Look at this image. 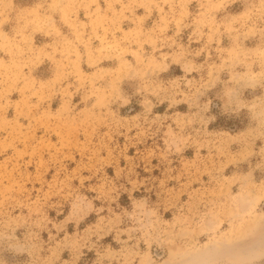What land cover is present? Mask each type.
Here are the masks:
<instances>
[{
  "label": "rangeland",
  "instance_id": "rangeland-1",
  "mask_svg": "<svg viewBox=\"0 0 264 264\" xmlns=\"http://www.w3.org/2000/svg\"><path fill=\"white\" fill-rule=\"evenodd\" d=\"M0 264H264V0H0Z\"/></svg>",
  "mask_w": 264,
  "mask_h": 264
}]
</instances>
